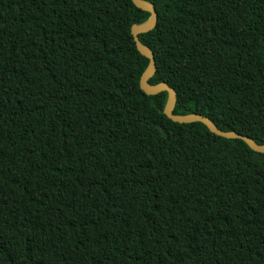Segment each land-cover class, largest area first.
<instances>
[{
  "label": "trees",
  "instance_id": "1",
  "mask_svg": "<svg viewBox=\"0 0 264 264\" xmlns=\"http://www.w3.org/2000/svg\"><path fill=\"white\" fill-rule=\"evenodd\" d=\"M149 84L264 144V0H146ZM132 0H0V264H264V153L164 113Z\"/></svg>",
  "mask_w": 264,
  "mask_h": 264
},
{
  "label": "water",
  "instance_id": "2",
  "mask_svg": "<svg viewBox=\"0 0 264 264\" xmlns=\"http://www.w3.org/2000/svg\"><path fill=\"white\" fill-rule=\"evenodd\" d=\"M134 4L148 12H150V17L147 21L135 24L132 26V34L134 36V40L137 46V49L140 53L146 56L149 59V64L146 70L143 72L140 79V86L147 94H157L162 91L168 92V98L164 107V113L173 121L180 123H190V122H202L204 123L212 132L219 136H223L226 138H239L244 140L253 150L264 153V144H259L252 137L242 134L238 131H225L220 129L215 122L209 117L198 114V113H189V114H175L174 108L177 101V93L176 90L171 87L167 82H159L158 84L151 85L149 84V79L152 77L156 71V60L154 52L150 47L144 44L140 38L139 34L147 32L153 29L158 21V14L154 7V5L146 0H132Z\"/></svg>",
  "mask_w": 264,
  "mask_h": 264
}]
</instances>
